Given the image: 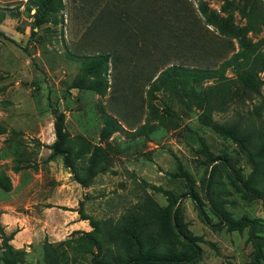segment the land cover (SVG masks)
Here are the masks:
<instances>
[{"label": "rangeland", "instance_id": "obj_1", "mask_svg": "<svg viewBox=\"0 0 264 264\" xmlns=\"http://www.w3.org/2000/svg\"><path fill=\"white\" fill-rule=\"evenodd\" d=\"M179 3L192 36L170 46L160 26L128 60L139 0H0V264H124L137 240L194 255L186 238L199 254L184 264L257 249L264 264V0ZM171 64L214 74L200 91L222 102L144 83ZM55 116L72 159L53 154ZM213 207L252 224L211 227Z\"/></svg>", "mask_w": 264, "mask_h": 264}, {"label": "trees", "instance_id": "obj_2", "mask_svg": "<svg viewBox=\"0 0 264 264\" xmlns=\"http://www.w3.org/2000/svg\"><path fill=\"white\" fill-rule=\"evenodd\" d=\"M51 1V0H48ZM141 6H143L142 13L140 16L133 17V21L138 24L139 30L142 32L140 34V38L137 39L138 36L134 37L133 41L130 39L132 32L130 31L131 26L133 25L132 19H129V25L123 28L122 35L126 34L125 45L127 49V58L131 60L136 58L135 54H137L135 49H132L133 45L138 52L139 57L144 58V47L148 40L149 33L155 34V31H159L158 27L162 26L164 31L167 33V43L171 46L172 43L181 44V42H186L189 39L191 28L186 27L185 17L179 9V0L177 5H172L175 0H139ZM49 3H45V7L48 6ZM171 8V9H170ZM48 9V8H46ZM138 16V15H137ZM116 23L119 24V18H115ZM170 20L171 22H169ZM172 20L179 24L172 23ZM40 24L42 20L38 21ZM169 22V24H166ZM37 24V26H38ZM181 24V25H180ZM150 26V27H149ZM151 26L153 28H151ZM124 40V39H123ZM194 47V46H193ZM116 48H113V52L101 55L105 56L106 60L113 63V66H116V63L119 61L121 56L117 53ZM142 52V53H141ZM141 53V54H140ZM98 56H95V58ZM168 56H162V60L166 59ZM139 60V59H138ZM142 60V59H141ZM144 83L150 87V89L154 90H162L164 92H168L174 98L179 101L190 100V101H199L201 99V92L211 91V94H214V98H216V104L221 103L220 94L225 93V90L221 88V86L210 87L209 89L201 90V86H199L204 80L214 77V74L209 73L208 71H200L196 68L185 67L183 65L171 64L165 68H156L152 71V74L149 76H144ZM144 84V85H145ZM218 95V99L217 96ZM56 121L54 125L56 142L53 144V154L62 155L65 157V160L71 158L72 148L68 145L66 135L63 133L62 129V121L60 116H55ZM67 166H72L69 162L66 161ZM227 168L230 170L234 179L239 182V176L237 171L228 164ZM73 169V168H72ZM76 175V174H75ZM78 179V178H77ZM79 183H84L79 179ZM256 197L261 198L258 194H255ZM190 198H192L195 202L199 201L198 196L192 192ZM213 212L215 216L218 218V224L212 225L211 227H227L231 230H236L237 228L247 227L252 224L251 220L247 218H241L237 222L231 221L229 216L219 209L213 207ZM201 215L202 212L200 211ZM137 239V238H136ZM139 243L138 249L135 251L128 252L124 264H184L190 263L193 261L199 254V250L197 246L186 238L188 245L194 250V255L185 256L179 254H161V253H152L150 250H143V244L141 241L137 240ZM260 250L257 249L254 258L253 264H259L260 259ZM106 258V257H105Z\"/></svg>", "mask_w": 264, "mask_h": 264}]
</instances>
